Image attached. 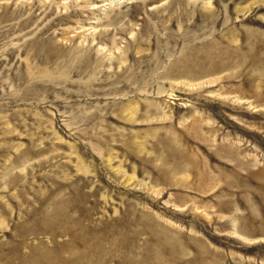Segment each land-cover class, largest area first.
I'll return each mask as SVG.
<instances>
[{
    "label": "rangeland",
    "instance_id": "374dc122",
    "mask_svg": "<svg viewBox=\"0 0 264 264\" xmlns=\"http://www.w3.org/2000/svg\"><path fill=\"white\" fill-rule=\"evenodd\" d=\"M0 264H264V0H0Z\"/></svg>",
    "mask_w": 264,
    "mask_h": 264
}]
</instances>
